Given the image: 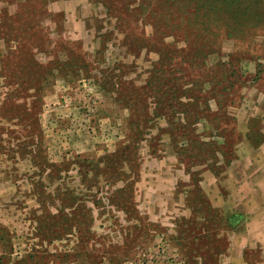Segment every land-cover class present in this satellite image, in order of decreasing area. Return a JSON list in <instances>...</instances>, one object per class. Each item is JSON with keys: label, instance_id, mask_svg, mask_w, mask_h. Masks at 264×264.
Returning <instances> with one entry per match:
<instances>
[{"label": "rangeland", "instance_id": "1", "mask_svg": "<svg viewBox=\"0 0 264 264\" xmlns=\"http://www.w3.org/2000/svg\"><path fill=\"white\" fill-rule=\"evenodd\" d=\"M140 1L0 0V264H264V29Z\"/></svg>", "mask_w": 264, "mask_h": 264}, {"label": "trees", "instance_id": "2", "mask_svg": "<svg viewBox=\"0 0 264 264\" xmlns=\"http://www.w3.org/2000/svg\"><path fill=\"white\" fill-rule=\"evenodd\" d=\"M145 1L141 0L138 3V10L141 13L146 8L143 6ZM162 3L165 5L177 3L182 6L180 10L187 13L185 20L190 26L207 28L211 23L220 21L225 27L230 28V32L234 33L232 35L235 37L246 36L251 28L264 29V0H163ZM156 12L158 11L150 12V16L152 17ZM158 22L159 20L153 24L154 28L159 24ZM172 27L178 28L177 24ZM227 33L230 35L229 32ZM207 35L212 38L211 33ZM158 53L159 61L170 60V54L163 49ZM198 54H203L202 48L193 52L195 56Z\"/></svg>", "mask_w": 264, "mask_h": 264}]
</instances>
